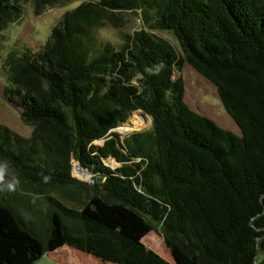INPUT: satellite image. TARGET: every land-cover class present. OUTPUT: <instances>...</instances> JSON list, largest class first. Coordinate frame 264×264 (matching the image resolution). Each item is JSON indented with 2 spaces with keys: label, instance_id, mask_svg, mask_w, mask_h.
I'll return each mask as SVG.
<instances>
[{
  "label": "trees",
  "instance_id": "16d2710c",
  "mask_svg": "<svg viewBox=\"0 0 264 264\" xmlns=\"http://www.w3.org/2000/svg\"><path fill=\"white\" fill-rule=\"evenodd\" d=\"M66 1L0 0V38L25 3L39 15ZM123 12L142 26L119 48L99 40L95 30ZM185 62L216 85L240 136L184 103L173 71ZM3 64L6 97L32 130L0 124V160L48 215L43 243L12 203L21 197L0 188V264L65 245L111 264H254L264 246V0H81L41 49H11ZM136 110L150 127L121 140L111 130ZM72 161L90 182L72 176ZM153 230L172 262L143 242Z\"/></svg>",
  "mask_w": 264,
  "mask_h": 264
},
{
  "label": "rangeland",
  "instance_id": "374dc122",
  "mask_svg": "<svg viewBox=\"0 0 264 264\" xmlns=\"http://www.w3.org/2000/svg\"><path fill=\"white\" fill-rule=\"evenodd\" d=\"M81 0H69L46 8L41 14L35 15L31 3L22 5L21 20L8 24L2 31L0 38V124H3L19 135L28 136L32 127L25 124L21 119V107L16 103L9 101L5 94L6 73L3 64V57L11 49L23 51L26 48L31 50L41 49L51 34L53 26L66 12L74 9L80 4ZM117 24L105 23L95 30V34L102 42H109L116 48H119L124 42V34H132L142 26L140 16L132 12H123ZM154 32L168 39L179 53L177 41L171 33L154 30ZM181 53V52H180ZM181 77L183 84V101L193 111L212 119L218 126L230 130L235 135L240 136L241 132L237 124L225 110L217 87L210 80L199 73L192 65L185 62L180 70L173 71V78ZM151 119L148 115L142 114L141 110L133 111L127 120L111 131L118 134L122 140L130 136L133 132L148 129ZM103 140L94 141L100 145ZM104 162L114 168L118 163L111 157L105 158ZM0 163H6L0 160ZM4 182L0 183V188L4 189L10 195H18L21 199L12 201L13 205L19 209L24 219L25 216L31 218L32 226L38 229L37 237L41 242L47 239L46 219L48 215L47 206L37 195L27 182L21 179L15 169L8 164ZM72 176L90 182L91 174L80 168L77 162L72 161ZM8 184L13 188L9 189ZM31 209V210H30ZM23 214L25 216H23ZM72 221V220H70ZM143 242L149 248H152L167 261H172V257L166 247L162 237L157 230L150 231L143 238ZM53 252L46 251L42 257L34 264H110L103 263L93 256L86 253L74 251L72 255L71 247L63 246ZM77 255H76V254Z\"/></svg>",
  "mask_w": 264,
  "mask_h": 264
},
{
  "label": "crops",
  "instance_id": "0c3cea01",
  "mask_svg": "<svg viewBox=\"0 0 264 264\" xmlns=\"http://www.w3.org/2000/svg\"><path fill=\"white\" fill-rule=\"evenodd\" d=\"M59 248H63L64 250H65V248L62 246V247H59ZM58 248V249H59ZM57 250V249H56ZM55 251V250H54ZM74 251H77V250H75V249H73V248H71L70 249V252H71V254L73 255L74 254ZM77 252H79V251H77ZM76 254V253H75ZM77 255V254H76ZM87 255H89V254H87ZM42 257V256H41ZM40 257V258H41ZM39 258V259H40ZM94 258V257H93ZM39 259H37L36 261H38ZM94 259H96V258H94ZM36 261L34 262V263H36ZM170 262H172V261H170ZM33 263V264H34ZM111 264V263H110ZM254 264H264V246L258 251V253H257V255H256V258H255V262H254Z\"/></svg>",
  "mask_w": 264,
  "mask_h": 264
},
{
  "label": "clouds",
  "instance_id": "9594fccd",
  "mask_svg": "<svg viewBox=\"0 0 264 264\" xmlns=\"http://www.w3.org/2000/svg\"><path fill=\"white\" fill-rule=\"evenodd\" d=\"M7 168H8L7 163H0V183L4 182V178H5V174H6ZM7 187L9 189H12L13 185L12 184H8Z\"/></svg>",
  "mask_w": 264,
  "mask_h": 264
},
{
  "label": "water",
  "instance_id": "95a60500",
  "mask_svg": "<svg viewBox=\"0 0 264 264\" xmlns=\"http://www.w3.org/2000/svg\"><path fill=\"white\" fill-rule=\"evenodd\" d=\"M142 112V111H141ZM142 114H144L143 112H142ZM144 115H146V114H144ZM80 168H82V167H80ZM83 169V168H82Z\"/></svg>",
  "mask_w": 264,
  "mask_h": 264
}]
</instances>
